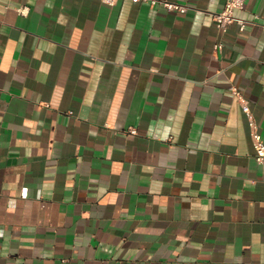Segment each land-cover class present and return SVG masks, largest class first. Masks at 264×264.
<instances>
[{
    "label": "crops",
    "instance_id": "obj_1",
    "mask_svg": "<svg viewBox=\"0 0 264 264\" xmlns=\"http://www.w3.org/2000/svg\"><path fill=\"white\" fill-rule=\"evenodd\" d=\"M169 1L0 0V264H264V0Z\"/></svg>",
    "mask_w": 264,
    "mask_h": 264
},
{
    "label": "built area",
    "instance_id": "obj_2",
    "mask_svg": "<svg viewBox=\"0 0 264 264\" xmlns=\"http://www.w3.org/2000/svg\"><path fill=\"white\" fill-rule=\"evenodd\" d=\"M102 3L111 5L115 2V0H99ZM135 2L143 1L148 2L149 4L159 3L166 10H172L179 13H184L188 9V6L183 3L173 2L169 0H132ZM244 0H224L221 9L215 13H213V21L216 29L219 32H225L227 26L232 22H236L238 29L242 30L245 25V21L234 16V11L236 9H240L243 6ZM19 14H23V8H17ZM215 50L221 47L220 42H216L212 46ZM230 92L235 95L237 101L240 104L241 110L244 113L248 127H249V137L251 141V145L253 148V155L257 162H264V142L261 138L260 133L257 131L256 123L254 121V117L252 112L248 106L245 98L238 92V90L234 86L229 87ZM129 132H134L133 129H129Z\"/></svg>",
    "mask_w": 264,
    "mask_h": 264
}]
</instances>
